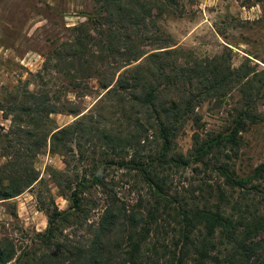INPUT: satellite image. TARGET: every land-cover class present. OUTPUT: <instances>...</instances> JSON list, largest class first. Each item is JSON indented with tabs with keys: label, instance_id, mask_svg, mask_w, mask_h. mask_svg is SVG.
<instances>
[{
	"label": "trees",
	"instance_id": "obj_1",
	"mask_svg": "<svg viewBox=\"0 0 264 264\" xmlns=\"http://www.w3.org/2000/svg\"><path fill=\"white\" fill-rule=\"evenodd\" d=\"M186 14L184 0H95L58 54L67 68L59 93L29 92L8 106L16 129L0 135L10 157L0 167V199L35 186L34 160L50 146L65 158L67 182L58 185L70 206L48 210L47 229L21 252L14 240L0 239V264H264V163L241 176L232 155L242 133L264 122V88L254 89L247 66L234 69L226 58L192 55L177 63L179 50L162 22ZM90 79L104 91L93 110L59 104L66 93H87ZM237 88L244 102L233 108L227 131L202 132L198 109L222 105ZM58 113L82 116L60 127L51 118ZM107 122L128 124L129 133ZM189 122L196 125L193 146L179 152ZM192 167L205 178L196 189H179L173 176ZM124 184L138 193L134 204L119 197ZM95 191L106 205L92 221Z\"/></svg>",
	"mask_w": 264,
	"mask_h": 264
},
{
	"label": "rangeland",
	"instance_id": "obj_2",
	"mask_svg": "<svg viewBox=\"0 0 264 264\" xmlns=\"http://www.w3.org/2000/svg\"><path fill=\"white\" fill-rule=\"evenodd\" d=\"M184 1L187 6L184 17H170L162 22L173 35L175 47L179 50L177 63L184 64L192 55L200 59L226 58L234 69L247 66L254 89H263L264 0ZM94 8L95 0H0V105L6 108L4 111L0 109V135H10L16 129L14 118L7 108L17 96L23 99L29 92L40 93L47 88L54 94L62 89L67 68L65 60L58 54L65 53L64 44L74 36L72 28L85 22L87 17L84 14L93 13ZM190 60L193 61L192 58ZM83 84L89 86L87 93H66L59 104L68 100L73 106L80 107L84 112L82 114H86L104 91L95 79L86 80ZM239 89L230 92L222 105L206 102L198 109L202 116V132L227 131L233 119V108L244 102V94ZM258 111L264 115V102L258 103ZM109 112L107 110V116L113 118ZM78 117L69 113L51 115L60 127L73 123ZM110 124L107 122V128H113L114 132H124L121 135L129 133L125 132L129 130L126 123L125 127ZM195 131L196 125L189 122L177 139L179 152L187 153L192 148ZM2 153L0 149V167L10 159ZM232 155L241 176L249 175L264 163V122L252 125L242 133L238 156ZM34 163L39 176L35 186L15 198L0 199V239L14 240L18 252L26 245L30 246L31 239L47 229L48 210L54 205L61 210L70 206L58 185L67 182L62 178V173L66 172L64 156L53 153L48 146L42 149ZM205 176L203 171L192 167L174 175L173 179L179 189L186 187L193 190ZM117 192L121 200L128 204H134L138 199V193L131 191L128 185H120ZM197 194L200 192L197 191ZM93 197L98 206L91 212V220L97 221L105 208L106 199L97 191ZM205 198L210 199L208 193ZM72 230L69 228L66 233ZM86 234V228L79 231V236ZM39 249L42 250V246Z\"/></svg>",
	"mask_w": 264,
	"mask_h": 264
}]
</instances>
